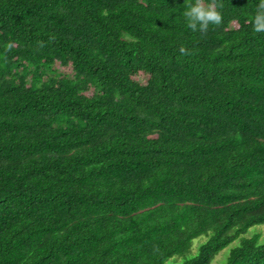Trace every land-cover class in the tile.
Instances as JSON below:
<instances>
[{
	"label": "trees",
	"instance_id": "obj_1",
	"mask_svg": "<svg viewBox=\"0 0 264 264\" xmlns=\"http://www.w3.org/2000/svg\"><path fill=\"white\" fill-rule=\"evenodd\" d=\"M221 2L201 34L194 0H0V264H163L200 235L180 264H210L264 224L259 0ZM225 264H264L259 233Z\"/></svg>",
	"mask_w": 264,
	"mask_h": 264
},
{
	"label": "clouds",
	"instance_id": "obj_2",
	"mask_svg": "<svg viewBox=\"0 0 264 264\" xmlns=\"http://www.w3.org/2000/svg\"><path fill=\"white\" fill-rule=\"evenodd\" d=\"M223 7L221 0H194V3H189L183 12L187 27L193 32L199 31L201 34H206L210 24L220 25L222 23L223 17L218 9ZM251 23L255 33H264V0H259ZM12 47L13 44L9 42L6 45V51H10ZM178 52L182 56L192 54L183 45L178 48Z\"/></svg>",
	"mask_w": 264,
	"mask_h": 264
},
{
	"label": "rangeland",
	"instance_id": "obj_3",
	"mask_svg": "<svg viewBox=\"0 0 264 264\" xmlns=\"http://www.w3.org/2000/svg\"><path fill=\"white\" fill-rule=\"evenodd\" d=\"M142 83L143 80H140ZM254 233H259L260 240H264V224L261 225H255L249 228L244 234L240 235L238 238L233 240L230 244H228L226 247L222 248L212 259L210 264H225L226 257L228 255V252L231 248L236 246L239 242V240L243 237H249ZM206 236L200 235L194 239L191 240L190 247L188 251H186L183 255H174L170 258H168L166 261H164L163 264H180L183 259L188 258L192 255H194L197 252L198 246L205 241Z\"/></svg>",
	"mask_w": 264,
	"mask_h": 264
}]
</instances>
